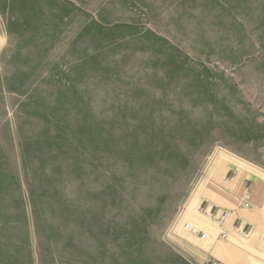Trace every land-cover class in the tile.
I'll list each match as a JSON object with an SVG mask.
<instances>
[{
    "label": "rangeland",
    "instance_id": "obj_1",
    "mask_svg": "<svg viewBox=\"0 0 264 264\" xmlns=\"http://www.w3.org/2000/svg\"><path fill=\"white\" fill-rule=\"evenodd\" d=\"M263 233L264 0H0V264H264Z\"/></svg>",
    "mask_w": 264,
    "mask_h": 264
},
{
    "label": "built area",
    "instance_id": "obj_2",
    "mask_svg": "<svg viewBox=\"0 0 264 264\" xmlns=\"http://www.w3.org/2000/svg\"><path fill=\"white\" fill-rule=\"evenodd\" d=\"M246 207H248V206H246ZM225 221H226V219H224V218H223V215H222V218H221V220H220V225H221L222 227L224 226ZM184 228H185L186 231H191V230H192V228L190 227L189 224H186V225L184 226ZM200 237H201L202 239H205V238H206V234H205V233H201V234H200ZM227 237H228V232H227V230L222 231V233H221V238H222V239H226ZM260 244L264 247V233H263V235H262L261 238H260ZM208 264H223V263L220 262V261L211 260Z\"/></svg>",
    "mask_w": 264,
    "mask_h": 264
},
{
    "label": "bare ground",
    "instance_id": "obj_3",
    "mask_svg": "<svg viewBox=\"0 0 264 264\" xmlns=\"http://www.w3.org/2000/svg\"><path fill=\"white\" fill-rule=\"evenodd\" d=\"M222 157H223V156H222ZM222 215H223V218L227 220L230 216H232V211H229V212H226V211H225V212L222 213ZM227 232H228V235H229V229H227ZM223 249H224V248H223ZM223 249H222V250H223ZM222 250H221V248H218V251H219V252H221ZM227 251H229V250L227 249ZM229 256H230V255H229ZM246 264H247V263H246Z\"/></svg>",
    "mask_w": 264,
    "mask_h": 264
},
{
    "label": "crops",
    "instance_id": "obj_4",
    "mask_svg": "<svg viewBox=\"0 0 264 264\" xmlns=\"http://www.w3.org/2000/svg\"><path fill=\"white\" fill-rule=\"evenodd\" d=\"M198 239V241L200 242V244L202 245V243H203V241L205 240V239H202L201 237L200 238H197ZM202 247V246H201ZM211 247H212V245L209 247V249H207V250H211ZM203 248V247H202ZM204 249V248H203ZM205 250V249H204ZM218 250V249H217ZM179 254H180V252H178ZM186 262H187V264H191V262L189 261V260H187L186 258L184 259Z\"/></svg>",
    "mask_w": 264,
    "mask_h": 264
}]
</instances>
